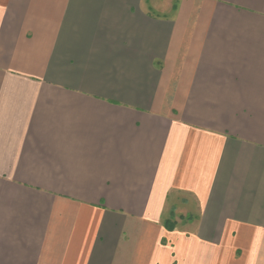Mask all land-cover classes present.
Instances as JSON below:
<instances>
[{"label": "crops", "instance_id": "0c3cea01", "mask_svg": "<svg viewBox=\"0 0 264 264\" xmlns=\"http://www.w3.org/2000/svg\"><path fill=\"white\" fill-rule=\"evenodd\" d=\"M0 264H264V0H0Z\"/></svg>", "mask_w": 264, "mask_h": 264}, {"label": "trees", "instance_id": "16d2710c", "mask_svg": "<svg viewBox=\"0 0 264 264\" xmlns=\"http://www.w3.org/2000/svg\"><path fill=\"white\" fill-rule=\"evenodd\" d=\"M167 228L171 229L173 228V226L171 227V222L170 221H167V223L165 224Z\"/></svg>", "mask_w": 264, "mask_h": 264}]
</instances>
